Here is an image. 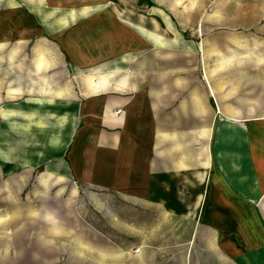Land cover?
Instances as JSON below:
<instances>
[{"label":"crops","instance_id":"0c3cea01","mask_svg":"<svg viewBox=\"0 0 264 264\" xmlns=\"http://www.w3.org/2000/svg\"><path fill=\"white\" fill-rule=\"evenodd\" d=\"M201 52L199 35L185 40L163 2L0 0V190L24 191L35 174L32 185L44 177L54 189L62 177L75 193L85 185L190 207L185 170L200 172L201 158L185 157L183 129L200 128L205 112L212 134L203 192L193 191L196 230L226 263L264 264V67L235 76L222 56L230 66L202 88ZM186 55L196 57L192 87ZM72 202L59 201V216L56 198L2 206L0 264H121L124 250Z\"/></svg>","mask_w":264,"mask_h":264},{"label":"rangeland","instance_id":"374dc122","mask_svg":"<svg viewBox=\"0 0 264 264\" xmlns=\"http://www.w3.org/2000/svg\"><path fill=\"white\" fill-rule=\"evenodd\" d=\"M155 1L167 4L170 19L183 33L185 40L197 35L201 38L202 88L203 85L207 88V76L210 71L222 73L225 67L230 66L222 56L232 58L231 66L235 76L240 72L256 71L257 65L264 67V43L256 38L257 34H264L256 31L257 24L264 19V0ZM196 26L200 27V32L196 30ZM26 55H32V51H26ZM209 55L213 56L210 63ZM194 60L191 55L185 57L186 87H192L193 80L196 79V57ZM30 67H26V82L32 79ZM221 77L223 76L218 74L217 78ZM205 114L200 128L183 129L185 157L191 158L193 154L196 157L199 154L201 158L200 172H193L187 167L185 170L184 188L190 207H148L143 201L135 198L85 185L78 186L75 193L74 184L63 180L62 177H58L54 189L53 186L49 187L52 184H43L44 177L41 178L40 185L36 182L32 185L37 176L28 174L25 177L24 191L0 190V212L8 201L12 205L11 201L17 198H56L58 207L52 209L57 211L58 216L64 213L66 208L59 206L60 200H72L71 208L73 214L77 215L74 207L76 198L78 212L124 250L121 253V264H228L216 255L209 233L196 230L195 226L200 208L193 206L196 204L193 191L196 192L199 187L201 193L203 192L208 170V142L212 134V129L207 127L208 113L202 112V115ZM188 164L191 165L192 161L187 160L186 166ZM59 179L62 182H59ZM27 180H30V183ZM1 186L0 182V188ZM69 259L75 261L76 257ZM107 262L111 263L112 260Z\"/></svg>","mask_w":264,"mask_h":264}]
</instances>
